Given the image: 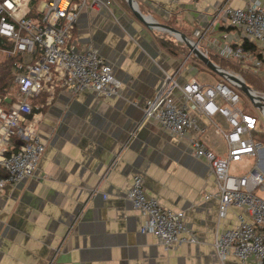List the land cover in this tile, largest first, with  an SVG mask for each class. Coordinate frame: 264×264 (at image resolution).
Returning a JSON list of instances; mask_svg holds the SVG:
<instances>
[{"label":"crops","instance_id":"0c3cea01","mask_svg":"<svg viewBox=\"0 0 264 264\" xmlns=\"http://www.w3.org/2000/svg\"><path fill=\"white\" fill-rule=\"evenodd\" d=\"M101 1L110 3L81 10L73 42L78 49L93 44L99 50L121 81V93L106 97L57 91L42 116L39 131L46 151L34 175L8 185L0 195V264H255L230 253L224 261L218 256L217 235L236 225L239 210L231 208L219 220V187L209 164L194 156L185 139L155 121H144L142 106L156 95L167 73L180 83L192 75L204 84L219 78L199 79L198 67L189 63V46L148 26L127 0ZM255 1L264 8V0L133 3L144 17L170 25L192 41L198 42L195 29L207 31L201 51L224 57L220 48L228 43H248L254 52L257 47L218 8ZM165 38L181 53H169ZM216 120L228 127L226 119ZM199 122L207 125V146L225 155L224 138L204 116ZM258 161L264 171V149L235 166H246V172ZM134 174L142 175L145 190L162 205L185 212L197 242L166 249L153 235L142 233L145 218L127 197Z\"/></svg>","mask_w":264,"mask_h":264},{"label":"built area","instance_id":"2783aa9c","mask_svg":"<svg viewBox=\"0 0 264 264\" xmlns=\"http://www.w3.org/2000/svg\"><path fill=\"white\" fill-rule=\"evenodd\" d=\"M30 2L0 0V36L11 42L0 46V61L4 57L21 58L13 66L16 95L0 92V195L8 185L16 186L34 175L46 151L39 131L42 116L59 89L106 97L118 96L122 90L113 66L93 44L78 49L73 42L81 10L108 5L109 1L43 0L34 17H30ZM219 13L225 15L229 25L243 29L247 41L257 47L256 53L243 43H228L220 48V54L235 59L255 74H263L261 3L226 5L218 8ZM206 33L195 29L193 35L198 42H193L198 47L207 38ZM42 95L44 99L39 100ZM253 95L251 103L260 110L258 113L245 111L238 83L226 79L204 84L195 75L180 83L175 74L167 73L162 87L142 109L144 121H155L174 137L185 139L194 156L209 164L219 187V220L231 208L239 210L236 225L217 235L215 248L219 258L224 261L230 253L242 263L264 264V196L255 193L264 192V171L259 161L246 172L244 165L235 168L264 149V141L254 137L255 131H261L264 108L259 105L264 93L255 90ZM201 116L224 138L225 155L217 154L205 143L207 125L199 122ZM217 116L226 119L228 127L217 121ZM127 189V197L145 218L142 233L153 235L166 249L198 241L186 224L185 212L167 208L156 196L149 195L142 175L134 174Z\"/></svg>","mask_w":264,"mask_h":264},{"label":"rangeland","instance_id":"374dc122","mask_svg":"<svg viewBox=\"0 0 264 264\" xmlns=\"http://www.w3.org/2000/svg\"><path fill=\"white\" fill-rule=\"evenodd\" d=\"M47 1V0H45ZM175 38L176 36L174 34H172ZM177 39V38H176ZM190 53V58H189V63H193L198 67V78L199 79H203L205 76L209 77L210 79L217 80L219 78H221V75L215 71H213L208 65H206L201 59H199L195 53L192 52V50L189 48V52ZM210 59L220 65L221 67L230 70L231 72H236L241 74L247 85L251 88H255L260 92H264V75H260V74H255L252 71H249L247 69H245L246 67L243 64L237 63V61L235 59H226L224 57L221 56H216L214 55L213 52H210L209 54ZM15 60L20 61L21 58H16ZM12 73H13V69H12ZM10 92V91H8ZM241 92V97H242V105L245 109L246 112H255L258 113L260 112L259 109L255 108L253 106V104L251 103V98L242 90H240ZM11 96L12 95H16L17 93V87L15 90H12L11 92ZM44 99V95H42L39 100H43ZM46 112V111H45ZM261 131H255L254 132V137L257 140H262L261 137L264 136V115L262 116V121H261V126H260ZM14 140V139H13ZM235 168L237 169V167L235 166ZM257 195H261L264 196V192L261 191H256L255 192Z\"/></svg>","mask_w":264,"mask_h":264},{"label":"water","instance_id":"95a60500","mask_svg":"<svg viewBox=\"0 0 264 264\" xmlns=\"http://www.w3.org/2000/svg\"><path fill=\"white\" fill-rule=\"evenodd\" d=\"M127 2L129 3L131 9L134 11L135 15L139 19L143 20L148 26H153L155 28H158L159 30H165L170 32L171 34H174L177 39L184 41L192 50V52L195 53L196 56L201 59L206 65H208L213 71L219 73L223 78L233 81L234 83L240 84V90L245 92L251 99H253V91L255 90L249 87L247 83L238 75L214 63L209 56H207L203 51L199 49L198 44L196 42H193L184 33L170 25L163 24L158 21L149 20L147 17H144L138 7L134 5L133 0H127ZM259 108H264V99L259 105Z\"/></svg>","mask_w":264,"mask_h":264},{"label":"trees","instance_id":"16d2710c","mask_svg":"<svg viewBox=\"0 0 264 264\" xmlns=\"http://www.w3.org/2000/svg\"><path fill=\"white\" fill-rule=\"evenodd\" d=\"M41 0H31L30 5H31V13L30 17L37 16L38 14L35 12L37 9L39 2ZM1 19V16H0ZM174 42V41H173ZM171 40L168 39H163V45L168 46V52L173 53V54H178L181 53V50L177 48L176 45L173 44ZM11 45V42L5 40L3 37L0 36V46H7ZM247 48H252V46L248 43H245L244 45ZM16 58L12 57H4L0 61V92H8L16 89V83L14 81V74L12 73V69L14 64L16 63ZM227 70V69H226ZM230 71V70H229ZM220 80H225L221 76ZM262 141H264V136L261 137Z\"/></svg>","mask_w":264,"mask_h":264}]
</instances>
